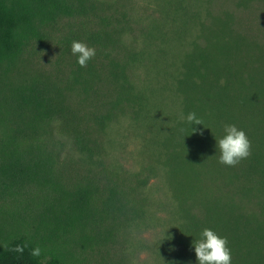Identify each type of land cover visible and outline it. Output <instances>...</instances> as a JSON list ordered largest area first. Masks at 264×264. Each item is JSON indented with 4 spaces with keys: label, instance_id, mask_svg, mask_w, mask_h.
Listing matches in <instances>:
<instances>
[{
    "label": "trees",
    "instance_id": "1",
    "mask_svg": "<svg viewBox=\"0 0 264 264\" xmlns=\"http://www.w3.org/2000/svg\"><path fill=\"white\" fill-rule=\"evenodd\" d=\"M254 2L264 10V0H238L235 11H247ZM166 5L164 25L153 21L157 49H142L158 81L138 91L156 112L169 105L174 111L165 125L169 146L174 141L182 150L168 153L172 171L184 181L172 186L174 213L182 221L179 238L192 248L209 227L227 238L232 264H264V33L245 30L236 13L213 14L210 0H166ZM90 16L100 18L91 0H0V83L16 72L25 49L43 39V28ZM82 41L114 49L117 44L114 35L96 31L83 33ZM122 79L124 84V69ZM135 88L137 83L129 90ZM3 90L0 202L19 191L43 194L35 199L41 208L30 222L15 223L10 216L8 228L0 227V264H70L75 250L99 255L104 264L102 252L123 224L138 219L148 229L165 223L158 215L164 201L156 197L162 187L151 182L154 166L129 172L106 161L109 155L93 128L104 127L108 116L86 125L63 88L38 79H19ZM189 112L202 121L192 126L194 133L185 120ZM225 123L244 129L251 142V155L235 166L218 159L215 145ZM157 128L164 129L163 121ZM73 154L78 162H72ZM79 165H86L85 175L78 174ZM37 246L40 254L34 255Z\"/></svg>",
    "mask_w": 264,
    "mask_h": 264
},
{
    "label": "rangeland",
    "instance_id": "2",
    "mask_svg": "<svg viewBox=\"0 0 264 264\" xmlns=\"http://www.w3.org/2000/svg\"><path fill=\"white\" fill-rule=\"evenodd\" d=\"M91 1L96 3L100 18H67L43 28V39L33 41L25 49L16 72L3 78L0 89H11L19 79H38L63 88L69 103L85 119L86 125L94 124L100 115L110 118L104 127L93 128L94 135L103 141L109 155L105 158L107 162L121 164L129 172L140 171L141 165L152 164L157 171V176L151 178V182L162 187L156 197L164 201L158 215L165 223L148 229H141L138 219L129 225L123 224L115 240L102 252L104 264H196L193 248L184 247L186 239L179 238L182 230L179 224L182 221L174 213L172 186L177 181H184L172 171L171 168L175 166L168 162L170 150L182 152L181 148L175 147L174 141L171 146L170 141L167 142L170 132L166 130L165 122L167 117L172 116L173 108L169 105L163 112H156L151 104L147 105L141 100L142 94L138 91L145 84L153 88L151 84L158 81V70L142 49L151 52L159 45L156 31L152 29L156 24L153 21L158 20L157 25H164L161 18L168 7L166 0ZM210 1L213 14L226 11L236 13L237 20L245 30L251 29L252 34L264 33V10L256 2L247 11H235L238 0ZM82 25L86 31L111 37L114 35L117 44L115 49L110 45H94L96 55L78 70L70 46L73 40L82 41V34L86 32L82 30ZM123 69L126 76L124 84ZM113 71H120V74L115 75ZM135 83L137 88L129 90ZM171 83L174 81H167V84ZM168 87L171 90V86ZM163 102L170 104L166 99ZM1 106L4 107V103ZM158 121H163V130H158ZM77 158V154H73L72 162H78ZM82 166H77L76 170L80 168L78 174L85 175L86 165ZM25 193L16 192L12 199L0 202V227L8 228L10 216L16 217L15 223L19 221L24 225L23 220L30 222L32 213L41 208L37 205L40 201L36 202L35 199H42L43 192L32 189ZM98 256L75 250L73 263L70 264H99Z\"/></svg>",
    "mask_w": 264,
    "mask_h": 264
},
{
    "label": "clouds",
    "instance_id": "3",
    "mask_svg": "<svg viewBox=\"0 0 264 264\" xmlns=\"http://www.w3.org/2000/svg\"><path fill=\"white\" fill-rule=\"evenodd\" d=\"M71 53L76 57V63L84 67L96 55V49L83 41L73 40L70 46ZM185 120L191 133L198 130L193 125H201V118L195 112H189ZM222 135L216 140V148L219 149V162L227 166H235L241 160L251 155V142L244 129L236 124L225 123ZM196 264H232L231 249L225 236L218 234L214 229L205 227L197 238L192 241ZM22 251V249H20ZM34 255L40 254L37 246L33 250Z\"/></svg>",
    "mask_w": 264,
    "mask_h": 264
}]
</instances>
